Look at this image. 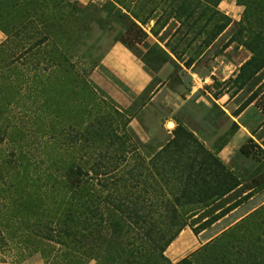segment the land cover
<instances>
[{
	"label": "trees",
	"instance_id": "trees-1",
	"mask_svg": "<svg viewBox=\"0 0 264 264\" xmlns=\"http://www.w3.org/2000/svg\"><path fill=\"white\" fill-rule=\"evenodd\" d=\"M115 1L118 15L133 19L121 38L127 44L140 41L143 29L138 21L144 24L145 19L131 8L132 0ZM49 2L0 0V29L7 35L0 43V142L11 123L12 131H21L24 137L36 132L41 139L35 146L48 161L47 166L39 165L23 137L13 140L6 156L0 154V249L36 235L67 247L77 263L95 259L96 264H171L166 255L171 242L186 226L198 234L236 207V202H226V198L241 181L182 124L174 128L171 139L147 155L149 145L136 137L132 140L135 133L130 127L129 132L118 134L111 113L93 120L83 106L78 119L86 120V126L77 123L68 141L61 140L60 125L51 127L53 138L37 131L36 124L43 120L42 106L60 112L53 96L26 105L31 96L26 84L34 80L42 92L49 76H45L47 68L38 67L37 58V62L32 59L36 68L29 77L25 59L40 57L43 41L62 31H57L64 22L59 16L65 17L59 8L61 0L52 1L55 15L47 8ZM169 2L173 27L178 23L175 34H181L176 45L169 40L166 45L176 57H180L182 41L191 45L199 38L197 53L231 20L219 9L221 0ZM237 3L244 6L238 33L252 52L239 76L248 79L264 65V0ZM65 4L71 8L70 16L88 12L71 0ZM23 35L28 39L19 43ZM12 39L18 42L15 49L7 47ZM193 60L190 56L185 64ZM51 70V76L64 79L58 62ZM17 105L23 106L20 112H15ZM252 149L249 143L240 147L246 155ZM175 264H264V204Z\"/></svg>",
	"mask_w": 264,
	"mask_h": 264
},
{
	"label": "rangeland",
	"instance_id": "rangeland-1",
	"mask_svg": "<svg viewBox=\"0 0 264 264\" xmlns=\"http://www.w3.org/2000/svg\"><path fill=\"white\" fill-rule=\"evenodd\" d=\"M49 1V7L45 5L55 15L53 0ZM223 1L218 7L231 19L227 27L210 45L199 49L201 52L198 49L197 53L194 52L199 38L191 45L182 41L178 49L180 57H176L170 45H166L168 40L176 45L181 34H175L178 23L173 27L175 21L169 16L172 9L169 0L130 2L131 8H136L146 21L142 24L137 20L143 31L139 36L140 41L131 44L123 41L121 36L130 29L132 18L118 15L115 0H71L88 11L84 14L78 11L71 16L68 14L71 8L65 4V0H61L59 8L65 17L59 16L64 21L57 30L62 29L59 36L55 38L51 35L43 41L40 57L28 55L25 59L29 77L38 60V67L47 68L45 76H49L42 92L34 86V80L26 84V93L31 95L26 105L33 104L39 97V102H42L53 96L56 106L60 107V112H52V106H42L44 111L40 112H43V120L36 124V129L47 138H53V125L63 127L60 135L62 141L71 138L69 132L77 127V123L86 126V120L78 119L83 106L92 113L93 120L104 113H111L118 134L129 132L130 127L136 135L132 136V140L136 137L149 145L146 155L154 153L171 139L174 128L182 124L234 170L241 183L227 196L226 202H236V207L198 234L186 226L166 249L171 264L191 256L208 241L264 204V65L248 79L239 76L241 66L252 56V52L243 44L242 34L238 33L244 6L238 4L237 0ZM227 1L230 5L226 4ZM120 10L126 13V9ZM114 12H117L116 15ZM154 30L157 31L156 35ZM30 31L33 32V29ZM6 36L0 29V43ZM37 36H33L32 41ZM16 39H12L7 47L15 49L18 45ZM27 39L23 35L18 41L22 43ZM116 43L125 45L153 77L150 86L139 94L132 93L109 70L100 68L103 56ZM190 56L194 60L186 65L185 61ZM55 62L60 64L59 75L64 79L51 76ZM161 87L167 90L168 97L152 99L153 93ZM17 106L15 112H20L23 106ZM25 118L23 120H27ZM169 121L173 122V126H168ZM12 124L1 139L3 151L0 150V154L6 156L13 140L23 137L32 155L38 156L36 160L39 165L47 166L46 154L38 152L35 146L40 136L36 132H27L24 137L21 131H12ZM27 125L31 123L28 121ZM245 143L253 148L249 155L240 150ZM8 243L0 249V261L28 264L41 259L46 264H82L71 259L69 249L64 245L36 235ZM96 263L92 259L86 264Z\"/></svg>",
	"mask_w": 264,
	"mask_h": 264
},
{
	"label": "crops",
	"instance_id": "crops-1",
	"mask_svg": "<svg viewBox=\"0 0 264 264\" xmlns=\"http://www.w3.org/2000/svg\"><path fill=\"white\" fill-rule=\"evenodd\" d=\"M224 2L223 0L221 3ZM226 4L230 5L227 1ZM224 8L226 6H223ZM227 9V8H225ZM109 70L116 78L121 80L134 94H139L147 89L153 77L143 64L129 51L122 43H116L103 56L100 68ZM167 90L164 87L158 88L152 95L155 98H167ZM171 122V121H170ZM0 264H16L9 260H1ZM28 264H46L44 260L36 259Z\"/></svg>",
	"mask_w": 264,
	"mask_h": 264
},
{
	"label": "bare ground",
	"instance_id": "bare-ground-1",
	"mask_svg": "<svg viewBox=\"0 0 264 264\" xmlns=\"http://www.w3.org/2000/svg\"><path fill=\"white\" fill-rule=\"evenodd\" d=\"M168 126H173V122L172 121L171 122L169 121L168 122Z\"/></svg>",
	"mask_w": 264,
	"mask_h": 264
}]
</instances>
